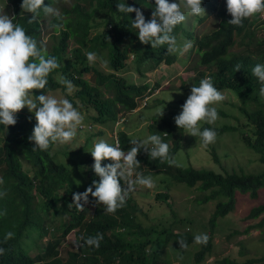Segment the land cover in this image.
<instances>
[{
    "label": "trees",
    "instance_id": "trees-1",
    "mask_svg": "<svg viewBox=\"0 0 264 264\" xmlns=\"http://www.w3.org/2000/svg\"><path fill=\"white\" fill-rule=\"evenodd\" d=\"M96 1H98L97 5L95 4ZM5 3L8 4L7 14L10 16L12 13L16 17L14 23L23 26L27 34L33 36L37 41L38 47L46 48L47 54L55 56L60 64L58 69L49 74L46 88L44 90H32L33 95L48 94L49 92L60 90L73 103L74 107H77L76 102L66 93L65 86L59 84L54 77L57 74L67 75L70 70L78 71L77 64L83 66L86 60L82 49L88 48L87 45L89 43L96 46L95 43L100 40L101 45L108 48L112 64L115 63L116 58L125 57L121 51V46L127 41H131L134 44L137 61H141L140 50L144 49L157 67L162 64L170 66L176 62L175 56L167 53V45L153 49L150 44H142L138 38L130 35L126 39L128 33L125 25L135 19V13H120L116 5L124 3L139 8L142 12V8L146 7L148 12L144 11L145 13L143 14L146 19H149L148 14L151 15L155 6L154 0H130L129 2L124 0H73L71 5H69L71 3L69 0H44L45 6H52L60 11L62 19L58 20L56 17L45 16L41 10L40 17L32 24L28 23L32 14L22 12L20 7L22 0H5ZM97 10L104 12L109 10L114 16L122 20L121 25H109L112 28L111 33L105 32L107 36L111 35L114 37L113 42H106V35L104 34L91 37L94 24L93 18L95 19L94 12ZM212 11L218 15L220 21L215 31L195 41L197 65H202L206 68L215 66L216 72H212L211 77L213 78L212 83L217 90V84H220L224 88L233 90L242 98L256 100L253 95L254 89L261 87L262 84L252 74V69L256 64L264 65V41L258 43L257 47L252 50L255 29H252L254 25L251 19H245L242 27L228 24L227 22L232 17L227 13L226 3L223 6H219L217 1ZM1 13L2 10L0 8ZM41 19L43 22H41ZM54 24H61L62 27L59 29L53 28L52 25ZM48 29L53 32L50 36L51 45L49 41L45 43L42 39L44 32ZM184 31L183 23L174 28L173 35L176 37L177 42H180L179 35L183 34ZM238 37L241 38V41L248 39V43L245 44L247 51H249L248 53L239 55L231 52ZM71 41H74L75 44L73 48H70ZM65 59L68 61L65 62ZM70 59H73V62ZM237 64L241 68L240 71L236 72L235 67ZM84 70L96 71V81L103 84L105 89L112 94V98H108L105 101V111L101 112L109 115L111 120L116 119L117 108L129 112L134 110L137 107V98L144 96L149 89L147 84L144 86L126 85L123 78H119L115 74L103 75L89 66H85ZM204 76L205 72H202L201 77ZM81 77L79 79L82 92L78 98L83 106L91 100L89 97L92 95V90L89 83L83 78V72H81ZM94 105L99 107L96 102H94ZM240 111L247 119L248 125L254 130L253 138L248 134H243L242 139L250 149L260 154L261 161L264 163V111L259 109L251 112L245 107L240 108ZM23 118L25 119V124L18 122V119L21 121ZM160 118V123L169 126V123L162 119L161 115ZM16 119L17 123L14 126L5 127L0 125V132L6 131L5 137L0 139V172L6 181L12 183L8 188H0V190H6L7 192L4 198H0V211L7 210L6 216H0V247L5 249V254L0 255V264H36L26 248L21 244L22 237L24 235V238H29L32 237L34 232L41 233L43 226H40L35 221V217L39 215L42 216L44 221L47 220L49 211H53L54 200L58 197L59 186L65 188L61 216L62 218H67L71 213L69 207L73 203L74 186L71 182V170L64 162L55 159L54 152H52L55 143L50 144L45 151L33 150L34 142L29 141L28 137L36 124L34 114L17 113ZM205 127L214 129L217 132V137H220L224 132L238 131L236 126L228 125L217 128L204 124L201 129L203 130ZM153 134L159 135L154 130ZM117 139L123 150L127 151L131 148L129 142L132 138L126 132L119 131ZM181 139L182 134L175 137L173 146L169 149L170 155L174 156L176 154V151L180 148ZM213 157L217 161L215 152H213ZM137 160L140 165L145 164L152 169H159L158 172L164 168V162L162 163L159 158L148 161L147 152L143 149L139 151ZM110 162L105 160L102 166ZM171 167L174 171H164L169 174L172 181L184 184L190 188L195 187L202 193L210 192L208 195H204L201 202L218 200L210 219L211 229L215 228L218 219L234 212L237 194H249L255 199L258 198L259 191L264 189V172L254 174L234 170L232 172L224 171L219 173L211 169ZM31 172L32 174H30ZM91 180L92 182L99 180L94 171L91 174ZM47 182H51L53 185L47 186ZM120 183L122 187L125 186L122 180ZM40 194H44L46 198L41 197ZM81 203L83 204L84 202L82 201ZM87 204L86 206L83 204V210H78L77 208H74V211L72 210L75 215L74 221L69 222L63 236V240L72 232L76 236L77 250L71 251L75 263L87 264L93 260L97 261V264H117V261H119L118 264H152L148 253L152 249V243H155L158 239H155L154 235L159 236L164 233H166V241L172 239L178 241V239L183 238L187 246L196 244L194 243L195 235L190 233H171L164 228L160 231L156 227L145 228L137 223L131 212L138 209L133 204L132 193H130L123 208L111 213L117 217L109 216L110 221L104 219L106 218V215H102L104 214V209L97 206L94 198L89 199ZM262 214H264V203L252 208L248 218L258 219ZM100 215H102L103 221L97 220ZM263 223L264 220L259 225L263 226ZM9 231L15 235L14 238L5 243L4 236ZM97 233L103 234V240L100 241L99 248L87 245L79 246L83 244L80 239L82 236H95ZM32 242H36V240H32ZM211 242L212 239L209 237L207 245L199 244L200 249L195 254L196 263L204 261L212 252ZM149 244L150 247L148 248ZM54 249L55 245H48L43 255H46V258H51ZM136 252H138L137 257H135ZM59 253L60 251L58 250V256ZM257 262L264 264V258L257 260ZM219 264L239 263L225 258Z\"/></svg>",
    "mask_w": 264,
    "mask_h": 264
},
{
    "label": "rangeland",
    "instance_id": "rangeland-1",
    "mask_svg": "<svg viewBox=\"0 0 264 264\" xmlns=\"http://www.w3.org/2000/svg\"><path fill=\"white\" fill-rule=\"evenodd\" d=\"M69 1L71 2L69 5H71L73 0ZM124 1L129 2L130 0ZM217 1L219 6L226 3V0H202V7L206 13L200 16H188L183 22L185 31L179 35L180 42L177 44L182 48L186 42H191L192 47L183 54L180 52L173 53L176 59L173 65L155 66L144 49L140 50L141 61H137L135 46L131 41H127L121 46V51L125 57L116 58L115 63L112 64L108 48L103 47L100 40L95 43L96 46L89 43L88 48L82 49L84 55L86 51L95 52L98 57L96 62L90 64L85 56L84 65L77 64L78 71L70 70L67 75L57 74L54 77L57 80V76L61 75L73 83L74 90L71 95H68L76 102L78 110L84 116L83 127L78 129L77 136L70 143L56 142L52 148L55 159L64 162L71 170L73 193H83L88 186L92 185L91 174L94 160L89 151L94 141L103 139L110 144H115L119 131L126 132L132 139L143 140L148 135L153 134L154 130L161 136L163 142L168 143L169 149L173 146L175 137L182 134L180 148L174 156L184 168L211 169L219 173L234 170L254 174L264 172V163L261 161L260 154L250 149L242 139L243 134H248L253 138L254 130L248 125L247 119L240 111V108L244 107L251 112L259 109L264 111V97L259 94L261 87L254 89L253 95L256 100H248L240 97L233 90L217 84L218 90L225 95L226 99L213 105L217 108L219 118L214 124L209 125L217 128L225 125L236 126L238 131L224 132L209 146H203L199 138L188 135L184 129H179L174 122V117L180 113L181 106L190 95L192 85L198 86L199 79L206 76L211 77L212 72H216L215 66L206 68L197 65L194 45L198 38L218 28L220 19L212 11ZM169 2H173V0H169ZM0 8L1 14H7L8 4L5 3V0H0ZM142 10L143 13H145L144 11L148 12L146 7H143ZM94 14L91 37L98 34L106 35L105 32L111 33L110 24L112 26L122 24V20L114 16L109 10H105V12L97 10ZM148 15L150 19L151 15ZM10 16L13 14L11 13ZM250 19L254 25L252 29H255V37L251 47L253 50L258 43L264 41V15L258 13ZM41 22H43L42 19ZM125 29L128 33L126 39L129 35L138 38V30L131 27V22L126 23ZM47 31L44 32L42 39L45 43L49 41L51 45L50 36L53 32L50 29ZM105 39L106 42H113L114 37L106 35ZM236 40L235 47L231 49V52L239 55L248 53L249 51L245 47L248 39L241 41V38L238 37ZM74 45V41H71L70 48H73ZM100 58L107 61L106 66H101ZM70 60L73 62V59ZM67 61L65 59V62ZM85 66H89L103 75L115 74L117 77L123 78L126 85L144 86L147 84L149 89L144 96L137 98V107L134 110L129 112L117 108L116 119L111 120L109 115L101 112L105 111V101L112 98V94L105 89L103 84L96 81V71L84 70ZM81 72H83V78L89 83L92 90L91 97L87 96L91 100L83 106L78 98L82 92L79 79ZM202 72H205L204 77H201ZM211 79L213 81L212 77ZM48 95L58 99L66 98L60 90L49 92ZM94 102L99 107L95 106ZM26 112L30 114L27 107L18 113L27 114ZM162 112V119L168 122L169 126L160 123ZM18 122L25 124V119L23 118L21 121L18 119ZM204 124L206 123L201 122V128ZM5 133V130L0 132V139L5 137ZM213 152L217 155V161L213 157ZM147 160H152L148 153ZM163 167L160 172H158L159 169H152L145 164L138 168L137 172L153 178L155 187L147 189L137 186L136 190L132 192L133 204L139 209L131 211L135 221L145 228L156 227L160 231L164 228L171 233L187 232L191 235L206 233L212 239V252L204 261L196 263L195 254L200 249L199 244L180 248L178 241L173 239L166 241V233H164L159 236L154 235V238L158 239L152 243V249L148 253L152 264H219L225 258L239 264H261L257 260L264 258V223L263 226L259 224L264 220V214L258 219H249L248 215L252 208L264 203V189L259 191L258 198L255 199L249 194H237L234 212L218 219L215 228L211 229L210 219L218 200L201 202L204 195H208L210 192L202 193L195 187L190 188L172 181L169 174L164 170L172 172L174 169L167 162H164ZM0 178H3L1 172ZM3 180L4 183L0 185V188L10 187L12 183L4 178ZM46 184L47 186L53 185L51 182ZM64 192L65 188L59 186L58 197L54 200L53 211H49L47 220L44 221L39 215L35 217V221L43 226L41 233L34 232L32 237L24 238V235L22 237L21 244L36 264H78L73 261L71 252L77 250L75 234L72 232L63 240L69 222L74 221L73 211L76 208L75 205H70V215L67 218H62L61 208ZM40 196L46 198L44 194H40ZM89 199H93V197L89 195ZM97 206L104 209L103 205ZM102 215H106L104 219L109 221V216L117 217L106 212ZM102 215L97 220L103 221ZM32 240H36V242H32ZM48 245H55L51 258H46V255H43ZM147 247L149 248L150 244ZM58 250L60 251L59 256ZM137 255L138 252H136L135 257ZM153 257L154 259H152ZM87 264H97V261L91 260Z\"/></svg>",
    "mask_w": 264,
    "mask_h": 264
},
{
    "label": "clouds",
    "instance_id": "clouds-1",
    "mask_svg": "<svg viewBox=\"0 0 264 264\" xmlns=\"http://www.w3.org/2000/svg\"><path fill=\"white\" fill-rule=\"evenodd\" d=\"M155 6L151 18L146 19L141 9L124 3L116 5L118 12L124 14L135 13L131 20V27L138 30V39L142 44H150L153 49L167 45V53L173 54L186 52L192 47L191 42H186L181 48L173 35L174 28L183 23L188 16L205 14L202 0H154ZM22 12L31 13L29 24L37 21L41 10L45 16L62 19L58 9L45 6L44 0H22ZM227 13L232 17L227 23L242 27L245 19L256 14L264 15V0H226ZM15 16L0 14V125L8 127L17 123L16 114L27 107L34 114L36 124L28 137L34 142L33 150L45 151L50 144L59 142L70 143L76 136L78 129L83 127L84 116L74 107L67 98H56L48 94L33 95L32 90H44L48 84V76L58 69L60 64L55 56H49L46 48L39 46L33 36L27 34L25 28L14 23ZM59 29L61 24L52 25ZM88 62L94 63L98 57L95 52L86 51ZM101 66H106L107 61L100 58ZM241 66L236 65L235 71H240ZM252 74L261 82L259 90L264 97V65L256 64ZM57 82L65 86L67 94L74 90L73 83L67 78L58 75ZM226 99L225 95L217 90L209 76L202 78L199 85H192L190 95L181 106V111L174 117L175 125L195 138H199L203 146L214 143L217 132L205 127L201 129V122L214 124L219 118L216 105ZM163 115V112L160 114ZM167 134V133H165ZM131 148L127 151L120 147L117 139L115 144H110L103 139L94 141L90 154L94 160L93 171L99 180H94L83 193H73V203L78 210H83L88 205L89 195L95 198L97 205L104 206V212L115 213L123 208L126 201L137 186L147 189L155 187L151 176H145L136 169L140 166L137 160L141 149L148 153L150 159L159 158L169 166L180 167L175 156L170 155L169 145L162 141L160 135L150 134L146 139H132ZM110 163L102 166V161ZM124 182V187L120 181ZM4 180L0 178V185ZM93 187L95 190L93 191ZM7 195L6 190H0V198ZM81 201L84 203L82 204ZM7 210L0 211V216H6ZM14 233L9 231L4 236V242L14 238ZM83 247H100L103 234L81 237ZM209 236L206 233L196 234L194 243L207 245ZM180 248H187L186 241L178 239ZM76 251V250H75ZM5 254V249L0 247V255ZM117 264L119 261L116 262Z\"/></svg>",
    "mask_w": 264,
    "mask_h": 264
}]
</instances>
